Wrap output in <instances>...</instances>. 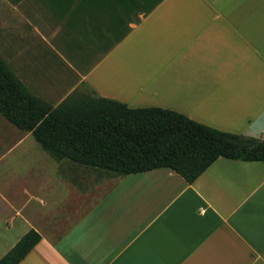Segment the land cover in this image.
Segmentation results:
<instances>
[{
    "label": "crops",
    "instance_id": "obj_1",
    "mask_svg": "<svg viewBox=\"0 0 264 264\" xmlns=\"http://www.w3.org/2000/svg\"><path fill=\"white\" fill-rule=\"evenodd\" d=\"M131 29L82 75L92 92L264 140V0H164ZM126 75L135 89L109 85ZM65 162L24 172L25 205L0 212V259L34 229L20 264H264V162L219 158L192 184Z\"/></svg>",
    "mask_w": 264,
    "mask_h": 264
},
{
    "label": "trees",
    "instance_id": "obj_2",
    "mask_svg": "<svg viewBox=\"0 0 264 264\" xmlns=\"http://www.w3.org/2000/svg\"><path fill=\"white\" fill-rule=\"evenodd\" d=\"M54 13L78 22V12H107L119 6L130 23L140 24L164 0H48ZM128 28L112 50L130 32ZM81 94L54 107L33 95L0 56V116L18 130L31 133L57 161L126 176L169 169L194 183L217 159L264 162V140L222 132L173 110L127 104ZM29 230L0 259L20 264L41 241Z\"/></svg>",
    "mask_w": 264,
    "mask_h": 264
},
{
    "label": "rangeland",
    "instance_id": "obj_3",
    "mask_svg": "<svg viewBox=\"0 0 264 264\" xmlns=\"http://www.w3.org/2000/svg\"><path fill=\"white\" fill-rule=\"evenodd\" d=\"M69 14L58 17L48 0H0V56L33 95L54 107L70 97L94 95L82 75L96 67L134 25L116 4L103 13L80 11L78 22H69ZM27 137L0 116V183L10 184L3 192L11 200L0 194V212L14 201L25 205L26 189L21 191L25 171L58 162Z\"/></svg>",
    "mask_w": 264,
    "mask_h": 264
},
{
    "label": "bare ground",
    "instance_id": "obj_4",
    "mask_svg": "<svg viewBox=\"0 0 264 264\" xmlns=\"http://www.w3.org/2000/svg\"><path fill=\"white\" fill-rule=\"evenodd\" d=\"M109 85L121 92H126L131 89H135L134 84L129 80L127 75L123 78L116 76L115 79H113V81L109 83Z\"/></svg>",
    "mask_w": 264,
    "mask_h": 264
}]
</instances>
